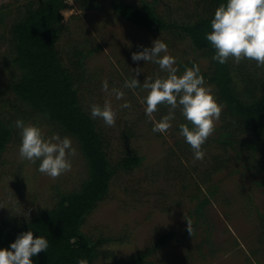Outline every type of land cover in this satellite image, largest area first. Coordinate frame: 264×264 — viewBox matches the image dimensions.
Instances as JSON below:
<instances>
[{"label":"rangeland","instance_id":"374dc122","mask_svg":"<svg viewBox=\"0 0 264 264\" xmlns=\"http://www.w3.org/2000/svg\"><path fill=\"white\" fill-rule=\"evenodd\" d=\"M36 1L0 0V117L11 128L0 152V220L11 224L51 207L59 192L77 188L87 174L77 139L33 112L10 86L19 76L11 61V25L27 4ZM66 1L68 6L54 24L55 49L71 73L79 103L90 116L91 105L102 107L106 100L116 112L114 127L91 117L111 164L127 153L141 156L138 165L113 172L106 192L83 217L80 230L95 251L91 264L125 263L132 255L151 249L155 239L169 230L174 234L147 254L141 264H264V129L255 148L236 142L249 135L230 127L231 117L218 99L215 85L204 78L223 110L213 135L202 146L204 158L196 160L190 145L179 135V122L185 119L180 109L175 110L172 127L166 133H155L142 102L147 91L142 87L131 90L124 84L135 78L137 68L140 74L136 78L141 84L148 77L167 76L155 63L132 60L133 53L151 48L157 39L167 44V54L175 58L176 68L177 60H188L203 71L207 58L201 57L185 34L154 32L129 23L112 10L113 0ZM124 1L149 3L167 22H193L211 9L210 0ZM227 64L233 86L243 97L239 92L242 74L264 75V67H257L255 61L236 64L230 59ZM104 81L107 92L102 88ZM113 88L122 90L124 98L117 100L111 94ZM125 102L131 107L121 108ZM167 113L168 106L161 105L154 118L160 120ZM18 119L39 126L45 137H69L76 149V155L70 157L71 171L52 179L38 171L40 161L33 164L22 160L18 152L20 129L15 126ZM225 130L234 133L231 147L218 139ZM203 195L208 201L201 215L194 212V206ZM187 220L191 221L192 236Z\"/></svg>","mask_w":264,"mask_h":264},{"label":"trees","instance_id":"16d2710c","mask_svg":"<svg viewBox=\"0 0 264 264\" xmlns=\"http://www.w3.org/2000/svg\"><path fill=\"white\" fill-rule=\"evenodd\" d=\"M211 9L193 22H167L155 11L153 5L124 0L110 2L116 11L129 23L151 31H175L187 35L192 47L207 58L208 65L201 71L205 79L216 87L218 99L229 113L234 130L245 132L249 138L240 139L255 148L256 139L264 129V75L242 74L239 95L233 86L228 64L213 60L215 49L206 39L211 31V20L216 8L227 0H210ZM27 4L24 13L11 25L13 47L12 64L19 71L18 78L11 83L13 92L33 112L53 121L64 132L74 136L85 158L87 174L77 188L59 192L54 204L39 209L33 216L19 224L0 220V249H10L20 234L32 231L34 237L42 236L49 242L46 252L42 251L31 259L33 264H79L86 260L91 264L95 255L93 243L80 230L84 215L93 207L108 188L113 172L118 168L129 169L138 165L141 156L125 154L111 164L105 153L102 137L95 129L91 116L81 107L77 89L71 73L65 68L56 53V22L61 19V10L68 6L66 0H38ZM81 65V63H79ZM193 65V61L177 60V72ZM256 94L255 91H259ZM262 90V91H261ZM180 124H188L184 119ZM191 127L190 124H188ZM11 128L0 117V152L8 142ZM230 130L219 133V141L227 146L235 143ZM212 190V189H211ZM213 191V190H212ZM210 191V193L212 192ZM208 201L203 195L196 201L194 212L202 215V206ZM174 231L159 235L151 249L132 255L122 264H141L154 248L159 247ZM205 237V241H206Z\"/></svg>","mask_w":264,"mask_h":264},{"label":"clouds","instance_id":"9594fccd","mask_svg":"<svg viewBox=\"0 0 264 264\" xmlns=\"http://www.w3.org/2000/svg\"><path fill=\"white\" fill-rule=\"evenodd\" d=\"M206 39L215 49L213 60L221 65L231 59L236 64L242 60L255 61L257 67H264V0H227L226 4L221 3L214 12L211 31L206 34ZM167 50V44L157 39L151 48L146 47L132 54L133 61L143 60L159 65L161 70L167 72L165 78L152 80L148 77L141 84L136 78L140 74L137 68L135 78L126 80L124 87L131 90L142 87L147 91L142 102L146 105L145 114L153 123L152 131L155 133H166L172 127L175 110L179 108L191 125L190 128L188 124H180L179 135L190 145L194 158L202 160L205 155L202 146L213 135L223 105L217 102L211 88L205 86V79L197 65L177 75L175 58L168 55ZM102 88L108 91L107 81L103 82ZM111 94L117 100L125 96L122 90L116 88L112 89ZM161 105L168 106V113L160 120H155L154 113L159 111ZM130 107L129 102L121 105V108ZM91 117L103 120L108 127H114L116 123V112L107 100L102 107L91 105ZM15 126L20 129L18 152L22 160L33 164L40 161L38 171L52 179L71 171L70 157L76 155V149L69 137L61 138L58 134L45 137L39 126L26 124L19 119L15 121ZM187 230L192 236L193 229L188 220ZM48 247L46 238L34 237L32 231L24 232L11 243V250L0 249V264H33L31 258L42 251L46 252ZM79 264L88 262L80 260Z\"/></svg>","mask_w":264,"mask_h":264}]
</instances>
